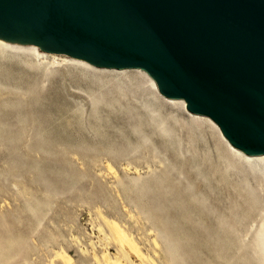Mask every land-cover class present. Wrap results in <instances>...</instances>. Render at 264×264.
Listing matches in <instances>:
<instances>
[{
    "label": "rangeland",
    "instance_id": "rangeland-1",
    "mask_svg": "<svg viewBox=\"0 0 264 264\" xmlns=\"http://www.w3.org/2000/svg\"><path fill=\"white\" fill-rule=\"evenodd\" d=\"M12 64L0 69V110L12 107L16 96L25 97L35 108L29 114L33 122H45L40 129L38 123L22 124L28 132L19 130L23 122L17 118L0 122V264H108L107 255L120 258V264L250 263L243 259L256 249L255 231L264 220V184L256 189L252 176L245 178L232 166L211 128L175 125L170 138L160 137L151 122L123 104L94 113L91 94L97 85L77 70L52 73L41 86L38 70ZM160 108L157 118L166 117L168 125L169 114L180 121L186 117ZM32 127L42 137L36 138ZM35 132L36 137L30 136ZM106 160L115 165L117 180L106 174ZM158 161L169 174L161 172ZM126 163L141 166L139 184L132 181V171L123 169ZM152 177H160V184L139 187ZM241 178L254 189L252 195ZM230 215H244L238 231L243 226L251 231L217 233L215 226L225 227ZM112 221L137 249L129 247L127 238L113 237L108 228ZM120 242L123 252L116 250Z\"/></svg>",
    "mask_w": 264,
    "mask_h": 264
},
{
    "label": "water",
    "instance_id": "water-1",
    "mask_svg": "<svg viewBox=\"0 0 264 264\" xmlns=\"http://www.w3.org/2000/svg\"><path fill=\"white\" fill-rule=\"evenodd\" d=\"M0 39L142 69L233 147L264 154V0H0Z\"/></svg>",
    "mask_w": 264,
    "mask_h": 264
},
{
    "label": "bare ground",
    "instance_id": "bare-ground-1",
    "mask_svg": "<svg viewBox=\"0 0 264 264\" xmlns=\"http://www.w3.org/2000/svg\"><path fill=\"white\" fill-rule=\"evenodd\" d=\"M12 63H15L17 65L21 64V65H23V67L33 68V69L38 70L39 73L41 74V77H42L41 82H40L41 86L44 85L42 83L46 82L47 79L49 80L48 77L52 73L54 74L55 72L60 71V70H71V71L77 70L79 72V75L81 78L86 79L87 81H90L92 84H94V86L97 85V87L95 86L96 90L95 91L93 90V92L91 94V107H92V111L94 113L97 112L98 110H100V107L111 108L115 105L123 104V105H125L126 109L131 110L133 113H135L137 115L140 114V116L146 118L149 122H151L156 129V133L160 137L170 138L175 125L187 127L190 130H193L191 128H196V129L211 128L215 133L214 137H216L218 139V143L221 146L222 151H224L225 156H227L226 157L227 160L232 163V166L236 167L237 171L241 172V174L243 173L244 176H246L245 178H247V176H252L253 181L255 180L254 184H256L255 185L256 189L258 188V190H261L263 187V184H264V154L247 155V154L243 153L242 151H240L239 149L233 147L227 141V139H225V137L223 136V134L221 133V131L219 130V128L217 127L215 122H213L209 117L201 115V114H197V113H192L189 110H187L186 104H185V102H183L182 98H171V97L162 96V94L159 92L157 85L154 82V80L142 69H139V68L115 69V68L96 67V66L91 65L82 59H78L75 57H71V56L63 55V54H58V53L41 51L38 46L33 45V44H20V43H15V42L13 43V42H8V41L0 39V69H2V67H4L5 65H8L10 67L11 65H13ZM31 91H32V89H31ZM33 93L34 92H32V94ZM20 97L21 96H18V98H17V96L15 97V101L13 102L14 105L12 107L7 108V107L3 106V109L0 110L1 125H2V123H4V125H5V123L9 122L8 119H11L14 117V118H17V120L19 121V122L17 121V123L20 124V122H23V123H21L22 129L20 128L19 130H25L26 129L25 127H24L25 129L22 127V124H24V126L30 127L31 124H33L35 126L37 123H38V126H36V127H38L40 129L41 125H39V123H42V122H37L35 124L34 123L35 121L33 122V119H32L33 116H31V118H30V115H29V114H32L31 112L34 111V109H35V108H33L32 100L29 99V101H28V100L24 99L25 97H23V98H20ZM33 98H36V96H34ZM36 100L37 99H35V101H34L35 104H36ZM130 102H131V104H132V102H134L138 106L135 108H131L130 107L131 105L129 106ZM160 107H163V108L166 107V108H168L167 110L170 109V111H168V112L180 111L181 113L185 114L186 117L184 118V121H180V120H178L179 118L176 119V118H174V116L169 114V116H170L169 119L171 121V124L169 123L170 125H168V124H166V121L163 120L166 117L163 116V119H162L161 118L162 115L160 114L161 119L157 118L156 114H157L158 110L161 109ZM169 116H167V117H169ZM175 117H176V115H175ZM170 121H168V122H170ZM4 125L2 127H4ZM18 127H20V126H18ZM29 130L36 131L35 129L33 130V127H32V129H29ZM26 131H27V129H26ZM17 132H20V131H17ZM36 132H38V130ZM36 132L34 133V135H32V134L31 135L29 134V135L33 136V137L34 136L36 137V135H37L36 138H38V135H40V136L42 135L40 132H38L37 134H36ZM31 133H33V132H31ZM12 134L13 133H11V135ZM17 135L18 134L15 133V137ZM20 136H23V134L22 135L20 134ZM9 137H10V135H9ZM15 137H12V138H15ZM234 162H235V164H234ZM158 163H159L158 165L161 167V172H163V174H169L167 172V167L164 165V163L162 161L161 162L158 161ZM231 163H229V164H231ZM120 164H121V162H120ZM104 165H105L106 174L109 175L111 178L116 179L117 178V171L115 169V165L113 164L112 160H106ZM124 165H125L123 167L124 170H127V171L130 170L134 173V176H132L131 179L135 184H137L138 180L140 178L139 175L141 174L140 173L141 172L140 171L141 166L138 164H136L134 166H132V165L130 166L129 163H126ZM151 165L152 164H150V162L146 163V167L148 169L150 168V170L153 167ZM233 167H232V169H233ZM152 170L154 172V169H152ZM153 172H151V173H153ZM152 178L147 179L143 184H140L139 187L142 188L145 186L148 188L149 186L154 187V186H157L160 184V182H159L160 177L153 178V179ZM168 178H169V176H168ZM245 178H241L240 182L243 184V188L247 187L246 191L248 190L249 194L252 195L254 189L251 188L250 185H248V181L245 180ZM162 179H163V181L161 182V184L166 180L165 176ZM118 183H119V181H118ZM159 188L161 189V186ZM147 191H148V189H147ZM152 193H154V192H152ZM143 196H145V194ZM150 196H151V194H150ZM164 196H166V195H164ZM145 199H147V198H145ZM165 199L166 198L163 197V200H165ZM150 201H153V199L152 200L150 199L149 202ZM149 202H148V204H149ZM155 202H153V203L156 205ZM254 203L255 202H253V205H254ZM248 205H250V204H248ZM153 207H154V205H153ZM169 207H170V205H169ZM151 209H152V207H151ZM145 211H147V210H145ZM147 215H149V214H147ZM151 215H152V213H150L149 216H151ZM149 216H148V218H149ZM240 217L241 218H237L235 215H233V216L230 215L229 218H227V220L224 221L225 227L222 226L223 223H222V225H220V226H222V228L224 230L222 231L220 229L221 227L219 225L218 226L216 225L215 231L217 233H220V232L225 233V235L227 234V236H228V234H231L229 236H232V234L233 235L235 234L238 236V234H241L242 232H243V234L247 235L249 233V231H251L250 229H248L249 226L247 227L245 225L248 230H246V229L244 230L243 229L244 226H243V228L238 231V228L240 227L239 224L243 223L245 220L244 215H241ZM224 218H226V217H224ZM218 221L220 222V220H218ZM162 222H164V219ZM159 223L161 224V222H159ZM234 223H236V225L238 226L237 228L234 227L235 226ZM216 224H218V222ZM108 228H110V231H109L110 233H112V232L114 233V234L112 233L114 235L113 237L117 236L119 238H121V237H123V238L125 237V239L127 238L124 231L115 222L112 221V223H109ZM250 228L253 229L252 225ZM152 230L155 232L161 233L160 230H158V227L154 226V227H152ZM241 230H242V232H241ZM255 232H256L255 233L256 249L253 252H250V253H252L250 258L248 255V257H246V258L244 257V259L242 257L241 259L245 260L246 263L248 261H250V263L256 262L254 264H264V220L261 222L258 230ZM98 233H99V231H98ZM103 234H105V233H103ZM105 237H107V235ZM115 239H117V238H115ZM126 241L129 242V243L128 242L127 243H128L130 248H132V249L136 248L134 243L129 238H127ZM91 242L93 243V241H91ZM154 244H156V243L154 242ZM116 245H117L116 250L119 252L122 251V249L124 248V246L121 242H120V244H116ZM92 248H94V247H92ZM240 248H241V250L244 249L243 245L242 246L240 245L239 249ZM61 250H59V253L56 252V254L57 253L60 254V252L62 253L63 251H61ZM246 250H244V251L247 252ZM241 252H242V254H244L243 256H247V253L249 254V252H247V253H243V251H241ZM102 254L104 256L105 251H102ZM103 256H101V257H103ZM107 256H108V258L106 256H104V257H106L105 260H107V261L109 259V263L115 262V264H120V262L118 260L120 258L117 259L114 257V259H113V257H112L111 259H113V260H111L109 255H107ZM250 259L253 261L251 262ZM242 263H244V262L242 261Z\"/></svg>",
    "mask_w": 264,
    "mask_h": 264
}]
</instances>
